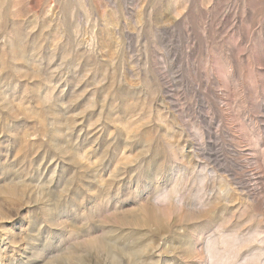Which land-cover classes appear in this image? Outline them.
Listing matches in <instances>:
<instances>
[{
  "label": "rangeland",
  "instance_id": "1",
  "mask_svg": "<svg viewBox=\"0 0 264 264\" xmlns=\"http://www.w3.org/2000/svg\"><path fill=\"white\" fill-rule=\"evenodd\" d=\"M0 264H264V0H0Z\"/></svg>",
  "mask_w": 264,
  "mask_h": 264
}]
</instances>
